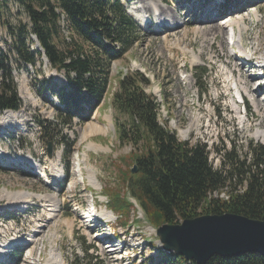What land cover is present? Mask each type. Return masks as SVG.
<instances>
[{"label": "rangeland", "instance_id": "obj_1", "mask_svg": "<svg viewBox=\"0 0 264 264\" xmlns=\"http://www.w3.org/2000/svg\"><path fill=\"white\" fill-rule=\"evenodd\" d=\"M121 1L143 32L134 48L112 64L109 93L91 121L81 123L76 118L72 128L65 127L63 134L73 146L71 154L60 145L58 131L45 137L40 126L43 121L57 122L58 102L44 81L53 79L65 85L64 74L44 61L15 73L22 117L12 119L7 112H0V249L15 240L21 248L5 249L0 264H69L75 254L82 256V247H91L90 254L103 264L159 263L162 243L141 207L130 205L134 213L124 228L109 210L104 192L109 187L122 189L124 199L132 203L119 169L128 166L120 157L135 149L120 144L112 103L118 82L127 71H138L150 79L147 92L162 104L161 121L177 132L180 140L207 144L215 168H219L217 159L225 151L236 149L244 156L251 143L264 145V86L254 88L258 80L264 83V78L249 87L244 85L246 76L264 69V0H220L226 2L225 9L213 12L185 0ZM133 14L143 17L137 19ZM227 17V24L215 21ZM242 18L247 19V25ZM19 21L29 20L14 0L6 7L0 5L1 50L9 51V27ZM222 25H229L230 30L234 27V46L230 44V30L225 28L227 34L206 41L204 31L219 30ZM248 59L261 61L262 66L257 67L253 60L245 65ZM199 67L208 72V92L203 95L195 77ZM241 100L244 104L239 103ZM254 101L261 104L259 110ZM91 127L95 132L89 136L87 129ZM48 142L54 147L52 158L48 156ZM15 161L32 171L10 166ZM64 161L70 163L68 175ZM5 164L9 165L3 167ZM44 171L46 181L36 174ZM24 202H30L27 211L8 209L11 205L23 207ZM94 204L103 223L90 221ZM107 241L117 247L104 245Z\"/></svg>", "mask_w": 264, "mask_h": 264}, {"label": "trees", "instance_id": "obj_2", "mask_svg": "<svg viewBox=\"0 0 264 264\" xmlns=\"http://www.w3.org/2000/svg\"><path fill=\"white\" fill-rule=\"evenodd\" d=\"M9 2L0 0V5L6 7ZM14 2L29 21L11 25L9 51L0 49V112L23 108L15 73L37 62L43 64L46 56L50 68L64 74L66 84L44 81L46 90L58 102L57 122L43 121L40 126L45 137L58 131L60 145L71 154L73 146L63 134L65 127L72 128L76 118L81 123L91 121L109 93L112 64L134 48L143 30L121 0ZM195 72L198 91L206 94L208 72L201 67ZM150 85L145 74L127 71L118 82L112 102L119 142L135 149L120 157L128 165L125 170L119 169L120 180L139 201L148 223L157 229L226 213L264 221V145L251 143L244 156L236 149L225 151L219 157V168H215L207 144L182 141L161 121L162 104L147 92ZM134 166L138 168L136 173L132 172ZM64 168L68 175L70 163L64 161ZM121 190L109 187L104 192L109 210L127 228L134 210ZM91 250L82 247V256L75 254L69 264H103L90 254ZM159 254L158 264H197L175 254ZM206 264H264V258L258 254L214 257Z\"/></svg>", "mask_w": 264, "mask_h": 264}, {"label": "water", "instance_id": "obj_3", "mask_svg": "<svg viewBox=\"0 0 264 264\" xmlns=\"http://www.w3.org/2000/svg\"><path fill=\"white\" fill-rule=\"evenodd\" d=\"M43 61L45 65L49 63L46 56ZM47 151L52 158V143ZM137 171L134 166L132 172ZM157 236L164 250L197 264H206L214 257L236 258L246 254L264 258V221L242 215L200 216L178 225L165 224L158 228Z\"/></svg>", "mask_w": 264, "mask_h": 264}, {"label": "bare ground", "instance_id": "obj_4", "mask_svg": "<svg viewBox=\"0 0 264 264\" xmlns=\"http://www.w3.org/2000/svg\"><path fill=\"white\" fill-rule=\"evenodd\" d=\"M205 1H207V0H188L187 1V3H194L196 6H203V7H207L208 8V6H210V4H211V8H208L207 9V11H210V12H213V11H215V9L217 10V6H218V4L216 3V2H211L209 5H207V6H205L204 4H203V2H205ZM152 7V6H151ZM153 8V7H152ZM179 8H181V6L179 7ZM259 9H260V7H257V10L259 11ZM143 10V9H142ZM178 10V9H177ZM177 10H174L175 11V13L176 14H178V12H177ZM206 11V12H207ZM133 13V12H132ZM132 16H134V17H136L137 19H140V17H141V19H142V17H143V15H136V14H133ZM214 18V17H213ZM227 20H228V17L227 18H224V19H222V21L221 22H227ZM242 20H243V23L244 24H248V21H247V19H244V18H242ZM225 27H227L226 25H222V28H220L219 30H214V29H206L205 31H204V37L206 38V41L207 40H209V38H212V40H216L217 39V37H218V35L219 34H221V35H225V34H227L226 33V31L224 30V28ZM245 34H247V33H245ZM232 38V40H235V38H233V37H231ZM241 39H242V42H243V44H244V41H243V36H241ZM214 45H212V47H213ZM222 46H224V41L222 40ZM256 50H258V49H256ZM256 54H257V52H256ZM252 60L253 59H248V63L250 64L251 62H252ZM255 61H257V60H253V62H255ZM248 64V65H249ZM236 67L238 68V65L236 64ZM240 67V66H239ZM261 67V66H260ZM253 68V67H252ZM255 68V67H254ZM253 68V69H254ZM259 69H261V68H259ZM239 72L240 73H242V69L241 68H239ZM254 72H256V71H254ZM258 74H256V75H249V76H246L245 78H244V85L246 86V87H249L251 84H252V82L253 81H255V80H257V79H259L260 78V76L258 75ZM264 76V75H263ZM259 81V80H258ZM257 81V82H258ZM255 86H254V88H261V86H258V84H254ZM257 85V86H256ZM258 89H255L254 91H257ZM252 98V97H251ZM254 105H255V107L259 110V108H260V106H261V104L259 103V102H255L254 101ZM263 109V108H262ZM22 112V111H21ZM20 111L19 112H14V111H8L6 114L10 117V118H12V119H21V117H22V113H21ZM190 130H192V128L190 129ZM95 132V128L94 127H91V128H88L87 129V133H88V135L90 136L91 134H93ZM86 133V134H87ZM6 165H9V164H6ZM15 165V164H14ZM14 165H10V166H14ZM32 196V195H31ZM16 197V196H15ZM30 202H24L23 203V207H15V206H13V205H11L10 207L11 208H8V209H11L12 211H13V209L14 210H18V211H20V210H24V209H27L28 207H26L28 204H29ZM38 208L39 209H41L42 208V206H38ZM10 210V211H11ZM39 232V234H41L42 233V231H38ZM11 245H9V246H7V248H5V247H2V248H4V250H1L0 249V261H1V259L3 258V255L5 254V249H15V247H17V246H20V248H21V245L18 243V241L17 240H15L14 242H12V243H10ZM19 248V249H20ZM7 251V250H6Z\"/></svg>", "mask_w": 264, "mask_h": 264}, {"label": "built area", "instance_id": "obj_5", "mask_svg": "<svg viewBox=\"0 0 264 264\" xmlns=\"http://www.w3.org/2000/svg\"><path fill=\"white\" fill-rule=\"evenodd\" d=\"M66 20H62V25L64 26L65 24H66V22H65Z\"/></svg>", "mask_w": 264, "mask_h": 264}]
</instances>
